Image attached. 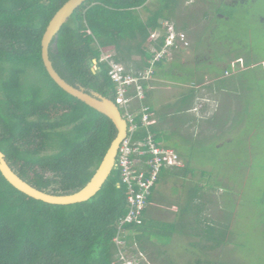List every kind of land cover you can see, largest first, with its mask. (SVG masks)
Returning a JSON list of instances; mask_svg holds the SVG:
<instances>
[{
	"label": "trees",
	"instance_id": "trees-1",
	"mask_svg": "<svg viewBox=\"0 0 264 264\" xmlns=\"http://www.w3.org/2000/svg\"><path fill=\"white\" fill-rule=\"evenodd\" d=\"M64 1L0 0V152L22 179L57 194L76 191L90 179L117 132L106 115L59 87L44 67L41 37ZM159 1L154 8L147 4L149 0L84 1L56 33L52 40L55 46L48 48L53 68L70 84L116 102L109 65L106 60H100L101 54L109 53L111 59L124 63L126 70L136 72L144 68L150 57V31L160 25L161 19L170 20L181 12V0ZM142 11L146 14L144 18L140 16ZM204 14L208 16V11ZM162 40L161 37L155 43L157 47ZM164 62V59L157 61L155 71ZM247 125L251 128L249 144L244 139H239L237 144L238 149L248 147L240 156L249 157L254 142L264 138V124ZM149 128L160 142L152 124ZM145 134L140 128L134 136L141 138ZM226 143L217 146L200 139L180 150L219 151ZM263 151L264 145L258 155ZM183 155V166L163 168L157 178L158 183L168 176H178L185 185V201L177 204L174 220L163 226L147 224L148 207L154 200L153 187L140 223L125 225L131 231L125 236L130 250L141 251L154 264H175L163 255L165 250L156 246L151 238L154 235L166 239L172 234L194 238L190 246L204 255L232 239L230 231L236 206L226 208L220 220L203 215L211 203L207 198L209 191L215 186L202 180L212 172L191 166L196 155ZM225 157L215 154L209 161L229 167L226 162L230 159ZM244 175L241 179L245 181L247 175ZM230 178L238 179L231 173ZM224 190V199L234 203L229 196L231 189ZM239 190L240 185L235 192L237 205L241 197ZM126 193L119 171L114 168L89 199L71 204L48 203L16 189L0 171V264H120L113 237L118 219L127 211ZM255 215L261 218L264 227V202L259 203ZM161 254L162 258H157ZM142 264L148 263L145 260ZM187 264L224 263L196 258Z\"/></svg>",
	"mask_w": 264,
	"mask_h": 264
},
{
	"label": "rangeland",
	"instance_id": "rangeland-1",
	"mask_svg": "<svg viewBox=\"0 0 264 264\" xmlns=\"http://www.w3.org/2000/svg\"><path fill=\"white\" fill-rule=\"evenodd\" d=\"M159 3V0H149L147 4L150 8H154ZM185 4L189 7V9H193L194 12L197 11L195 14L196 18L200 16V12L202 10L208 11L210 17L214 15L213 12L215 2L212 0H187L185 1ZM240 7L237 6L232 7V9H228V6L222 5L223 10H231L230 12L232 14L235 13L230 17L231 25L229 27L232 33L231 38H235L236 41V43L232 44V48H234L237 56H228L229 61H231L230 63L233 64V67L235 66L234 68H237L238 65L242 67V65L246 63V61H242L241 59H245V56H249V60L253 59V61L264 58V24H260L258 22L264 18V0H250L247 6H243L242 9ZM140 14L142 18L146 16L144 11ZM173 20L177 23L175 18ZM238 42L242 44H239ZM208 47L209 46H207V48ZM214 52L215 53L212 58L214 61H218L219 58L216 56L215 49ZM122 64L124 65V63ZM216 65L215 63L213 64V71L218 70V65ZM91 67L93 69L95 68L94 65ZM261 67H263V65H259L255 69L259 70L258 68ZM179 69L184 70L180 66ZM247 71L253 72V69H249ZM247 74L250 78V74L252 73ZM262 79L264 80V78ZM253 86L259 87V84H253ZM206 103L213 104V106L217 109V103H215V100L209 99V102ZM256 113L261 117L264 116V110H261V108H255L252 110L253 115L256 116ZM261 120V118H256L254 122ZM248 122H251L249 123L251 127L253 123L251 117L248 119ZM238 123L234 126H232L229 121L226 122V124L222 123L219 130H215L214 133L211 131L209 134L203 133L202 130L199 132V129L197 128L194 129L195 139L202 137L206 144L214 142L215 145L221 146L228 141L231 142V144L229 143L230 145L226 143L227 145H225V147L221 150L219 149V151H213L211 148H208L207 151H200L198 149H194L192 151L184 149L182 151L180 150L182 148H173L179 154L182 162L181 166L185 163V156L183 153L187 156L196 155L197 157L192 158L190 163L191 166L195 169L198 168L212 172L211 176L206 175L204 180L201 179L202 183L208 182L215 186V189H211L209 191L210 195L207 196V198L211 201V203L208 204L207 210L203 212V215L220 220L223 218V215H225L226 208L228 209L231 206L234 207L233 205L236 206L235 216L233 218L230 231V238H232L230 243L224 244L222 247L208 252L207 255L201 254L197 249L190 246L189 242L190 240H194V238L181 236L179 234H172L169 239L156 235L151 237L152 240L156 242L155 244L158 248L165 250L166 253L163 255H167L168 258L173 260L175 264H187L189 261L194 262L196 258H200L201 260L210 259L212 262L221 261L224 264H264V227H262L261 218L255 215L259 203L264 202V151L261 152V155H258L257 153L260 147H263L264 145V138L254 142L255 147L253 146V150L251 152L252 156H240L242 155V152L248 150V147L238 149L239 146L237 141L239 139H244L247 140L244 142L249 144L251 135L246 131L251 128L246 127L248 126L247 119L243 122L239 119ZM259 129H261V126H259ZM188 134H190V132H187L185 136H188ZM215 154L221 156L226 155L225 158L230 159L226 162L229 164V167L221 162L212 163L209 161L212 160L210 158H212V155L214 156ZM247 158L250 159L246 160ZM225 166L228 167V169L226 168L227 170L225 169ZM230 173L231 176H236L238 179H231ZM244 173L247 175V179L245 181L244 179H241L245 176ZM194 178L198 179L197 176ZM239 185L241 197L239 204L237 205L238 202L235 199V192L238 191ZM225 187L231 189L232 192L229 196L231 199L235 200L234 203L224 199L223 194L225 192ZM154 190V200H152L148 207V216L146 220L148 225L151 224L152 226H155L156 224H159V226H163L164 223L174 220L178 212L177 204H182L185 201V185H183L180 177L168 176L164 180L158 182ZM226 202L228 204L225 206ZM142 254L148 264H154L150 259L146 258L144 253ZM128 255L131 256L130 253H128ZM163 255L161 254L160 256H157V258H162Z\"/></svg>",
	"mask_w": 264,
	"mask_h": 264
},
{
	"label": "crops",
	"instance_id": "crops-1",
	"mask_svg": "<svg viewBox=\"0 0 264 264\" xmlns=\"http://www.w3.org/2000/svg\"><path fill=\"white\" fill-rule=\"evenodd\" d=\"M185 1L187 0H181V12L170 21L176 28L185 29L179 30L187 34L190 45L175 51L162 66L156 67L153 78L148 82L145 99L151 106L152 126L156 135L161 138V144L175 149L188 146L195 140H203L202 137L195 139L196 128L199 132L202 130L203 133H214L221 128L222 123L226 124L228 121L234 126L239 119L242 122L247 119L249 124L250 117L252 124H264V116L252 114L255 108L264 110V58L253 61L245 56V59L241 58L246 61L242 67H233L228 56H237L232 48L236 41L231 38L229 26L230 17L235 13L222 9V5L228 6V9L241 6L242 9L250 0H212L215 2L214 15L210 17L208 12V16H204L206 10H202L198 18L195 16L197 11L192 9V12ZM258 22L264 24V18ZM214 49L218 61L212 58ZM214 63L218 65L216 71L212 70ZM259 65L263 67L255 69ZM179 66L184 70H180ZM249 69H253V72L247 71ZM247 73H252L250 78ZM253 84H259V87H254ZM203 97L217 103V109L206 118L191 110L196 100ZM210 110L211 105L203 107L206 114ZM256 118L262 120L254 122ZM187 132L190 134L185 136Z\"/></svg>",
	"mask_w": 264,
	"mask_h": 264
},
{
	"label": "built area",
	"instance_id": "built-area-1",
	"mask_svg": "<svg viewBox=\"0 0 264 264\" xmlns=\"http://www.w3.org/2000/svg\"><path fill=\"white\" fill-rule=\"evenodd\" d=\"M159 24L150 31V57L144 68L136 72L126 70L121 62L111 59L109 53L100 57V60L108 62V74L114 83L116 104L126 121V135L119 143L114 162V168L119 171L121 182L127 190V211L118 219L117 231L113 237L120 264H142L146 260L141 251L133 253L130 250L131 245H128L125 236L131 231L125 225L140 223L142 210L148 204V195L156 186L161 169L182 165L178 153L173 148L165 147L154 139V133L149 128L152 124V113L144 99L147 84L154 76L156 62L170 59L175 51L188 47L190 42L187 34L177 29L169 19H161ZM161 37L163 42L157 47L155 43ZM206 102H209V98H200L192 107V111L201 116H209L215 107L209 103L211 110L207 114V111L202 112ZM140 128L144 129L146 134L141 138L135 137V132ZM132 246L136 247V243Z\"/></svg>",
	"mask_w": 264,
	"mask_h": 264
},
{
	"label": "water",
	"instance_id": "water-1",
	"mask_svg": "<svg viewBox=\"0 0 264 264\" xmlns=\"http://www.w3.org/2000/svg\"><path fill=\"white\" fill-rule=\"evenodd\" d=\"M84 1L86 0H65L54 12L41 37V58L49 76L59 87L90 107L106 115L113 122L117 130L115 137L110 142L90 179L78 190L64 194L48 192L31 185L10 168L5 161L3 154L0 152V171L5 179L16 189L22 191L28 196L48 203L71 204L92 197L101 188L112 169H114V162L119 143L126 135V121L122 117L121 111L116 102L95 91H86L82 86L72 85L67 82L53 68L48 56L49 46H55V42H52V40L55 38L56 33L72 12Z\"/></svg>",
	"mask_w": 264,
	"mask_h": 264
},
{
	"label": "clouds",
	"instance_id": "clouds-1",
	"mask_svg": "<svg viewBox=\"0 0 264 264\" xmlns=\"http://www.w3.org/2000/svg\"><path fill=\"white\" fill-rule=\"evenodd\" d=\"M205 105H209V104H208V103H205L204 106H205ZM202 112H205V111L202 110ZM213 112H214V111H213ZM213 112H212V113H213ZM203 115H204V114H203ZM210 115H211V114H210ZM202 117H208V116L204 115V116H202Z\"/></svg>",
	"mask_w": 264,
	"mask_h": 264
}]
</instances>
